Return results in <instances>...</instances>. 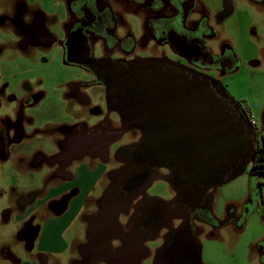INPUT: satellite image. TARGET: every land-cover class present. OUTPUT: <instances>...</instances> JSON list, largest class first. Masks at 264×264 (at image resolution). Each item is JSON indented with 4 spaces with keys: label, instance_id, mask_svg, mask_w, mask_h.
Instances as JSON below:
<instances>
[{
    "label": "flooded vegetation",
    "instance_id": "flooded-vegetation-1",
    "mask_svg": "<svg viewBox=\"0 0 264 264\" xmlns=\"http://www.w3.org/2000/svg\"><path fill=\"white\" fill-rule=\"evenodd\" d=\"M251 1L264 7V0ZM27 8H31L27 0H0V30L11 31V34L18 36L22 41V50L28 45L26 35H30V41L36 46H50L53 32L51 23L47 21L48 15L39 7H34L37 12L27 22ZM37 13L38 17L43 15V18L37 19ZM61 13L58 15L62 20L58 25L62 36L59 44L64 51L65 63L93 74L94 84L104 88L109 113H118L117 107L122 99L115 93L107 92L105 79H100L96 71L90 68V60L93 59L98 63L107 62L117 66L123 70L118 72L119 76L135 68L147 73L176 69L200 77L211 84L220 98L235 106L251 129L241 107L236 106L237 103L221 83L223 76H233L239 69L235 49L224 43L220 53L214 55L206 40L215 37L216 31L211 27L199 0H64ZM129 16L143 18V35L139 39L131 32L132 28L127 22ZM149 42L171 47L177 59L171 60L166 55L142 57L135 54L139 45L142 48ZM97 44L104 49L101 58L94 57ZM89 85L73 83L69 87L75 90ZM80 95L82 104H90L88 97ZM24 98L26 102L28 95ZM125 105L121 106L122 111ZM120 118L121 125L117 129L106 119L93 128L84 122L69 125V135L60 130L52 135L42 134L44 139L51 142L49 147L46 143L35 145L36 140L28 141L21 123L12 127L0 126L1 158L14 160L21 157L22 170L42 176V182L37 187L30 190L18 188L17 192L21 194L16 204L18 209L8 211L7 215H12L16 220L22 217L25 221L43 203H48L49 198L54 199L73 190L77 194L66 210L64 205H58L55 215L59 216L39 222V253L34 255L33 264H62L59 260L48 258L54 252L68 253L66 264H203L201 236L206 234L205 227L215 232L236 218L235 210H229L222 219L218 218L219 209L211 191L219 186L208 191L199 204L193 203V198L181 189L172 169L144 158L146 152L142 139L148 127L144 124L132 125L124 117ZM46 129V126L43 127L41 132L44 133ZM134 130L139 133L138 139L118 150L116 168L105 177L108 186L104 195L96 203L95 209L87 214L85 238L67 243L63 238L65 225L68 218L77 216L71 208L76 205L79 192L83 191L76 185L77 171L83 168V160L90 161L91 155H100V160L108 162L109 154L104 155L106 146L109 145L110 151L117 138ZM32 145L35 148L29 151ZM257 145L256 140V149ZM242 165L251 171L250 159L243 161ZM161 171L167 173V179L174 189V201L169 203L149 196L147 192L150 187L125 209L124 200L141 191L150 174L153 185ZM36 192L40 194L37 200L30 195ZM47 192L51 194L49 198L46 197ZM107 192L109 197L104 201ZM43 241L48 243L45 250H41ZM59 242L66 244L63 251L57 248ZM262 243L260 255L264 257V241Z\"/></svg>",
    "mask_w": 264,
    "mask_h": 264
},
{
    "label": "rangeland",
    "instance_id": "rangeland-1",
    "mask_svg": "<svg viewBox=\"0 0 264 264\" xmlns=\"http://www.w3.org/2000/svg\"><path fill=\"white\" fill-rule=\"evenodd\" d=\"M27 1L31 8H27L25 21L35 16V8L42 9L48 15L47 21L51 23L53 40L50 46H36L30 41V35H26L28 45L22 50V41L18 36L11 34V31L0 30V126L12 127L21 123L28 141L36 140L35 145L46 143L47 147L51 142L43 138L44 134L52 135L60 130L69 135V128L75 126L76 122H84L93 128L107 119L117 129L121 125L120 115L108 112L104 88L94 84L93 74L65 63L64 51L59 44L62 36L58 31L62 21L58 15L59 12L62 14L64 0ZM199 2L211 27L216 31L215 37L206 40L214 55L220 53L224 43L235 49L239 69L233 76H223L221 83L234 102L242 109L252 110L256 115L257 142L261 147L264 135V7L251 0ZM36 18L42 19L43 15L38 17L37 13ZM127 22L132 28L131 32L139 39L143 35V18L129 16ZM103 52V46L97 44L93 51L94 57L101 58ZM135 54L142 57L166 55L171 60L177 59L171 47L152 42L142 45V48L139 45ZM73 83L90 85L71 90L69 86ZM80 94L88 97L90 104H82ZM25 95H28L26 102L23 100ZM45 126L47 129L42 133ZM35 128L38 129L34 132ZM138 137L136 130L125 132L112 144L106 164L109 172L116 168L118 150L132 144ZM33 148L32 145L28 150ZM20 160L21 157L3 160L0 156V264H33L34 255L39 253V222L59 216L55 215L58 205H64L66 210L68 203L70 205L77 195L73 190L52 199L47 192L46 197L50 201L43 203L27 220L23 221L22 217L16 220L12 215H7L8 211L18 209L16 204L21 198L18 188L30 190L42 182V176L22 170ZM76 185L83 189L84 184L80 180ZM107 186L108 179L101 177L91 185L92 196L101 198ZM147 193L169 203L175 199L174 189L165 171L159 172ZM211 193L219 209L218 218L226 217L229 210H235L236 218L215 232L205 227L206 234L201 236L203 264H264V257L260 255V246L264 241V175H256L248 169L228 183L212 189ZM30 195L35 200L40 196L37 192ZM87 222V214L83 212L74 219L68 218L64 240L67 243L75 239L83 240L87 233ZM42 245L41 250L47 249L46 241ZM68 256V253L54 252L48 258L66 264Z\"/></svg>",
    "mask_w": 264,
    "mask_h": 264
},
{
    "label": "water",
    "instance_id": "water-1",
    "mask_svg": "<svg viewBox=\"0 0 264 264\" xmlns=\"http://www.w3.org/2000/svg\"><path fill=\"white\" fill-rule=\"evenodd\" d=\"M90 68L105 79L108 93L121 97L117 107L120 117L132 125L148 127L142 139L144 158L172 169L193 203L199 204L212 188L244 174L243 161L253 162L255 131L208 81L176 69L147 73L132 68L119 76L123 70L96 59L90 60ZM108 154L109 145L104 152ZM152 183L150 174L141 191L124 200L125 209ZM108 197L107 192L104 201Z\"/></svg>",
    "mask_w": 264,
    "mask_h": 264
},
{
    "label": "crops",
    "instance_id": "crops-1",
    "mask_svg": "<svg viewBox=\"0 0 264 264\" xmlns=\"http://www.w3.org/2000/svg\"><path fill=\"white\" fill-rule=\"evenodd\" d=\"M45 45V44H44ZM83 122H76L75 124H81ZM63 124V123H60ZM89 128H92L88 126ZM90 161H84V166L77 171V181L83 182V191L79 193L77 198V203L73 207L72 212L78 215L79 213H91L95 207L96 203L99 201L100 197L92 196L91 185L98 181L101 177L105 178L109 173V170L106 167L108 162L100 160L97 156H91ZM90 163V164H89ZM95 165V167H93ZM99 173V174H97ZM89 185V186H88ZM90 190V192H89ZM80 197V198H79ZM90 203V206L88 205ZM57 248L59 251H63L66 247V244L59 242Z\"/></svg>",
    "mask_w": 264,
    "mask_h": 264
},
{
    "label": "trees",
    "instance_id": "trees-1",
    "mask_svg": "<svg viewBox=\"0 0 264 264\" xmlns=\"http://www.w3.org/2000/svg\"><path fill=\"white\" fill-rule=\"evenodd\" d=\"M242 113L243 115L245 116L246 118V121H247V124L248 126L253 130L255 131L256 133V127H252L249 122H248V116L252 113V110L250 109H242ZM256 135H258L256 133ZM262 146H258L257 145V149H256V154H255V158L252 162V165H251V172H253L254 174L256 175H264V135H262Z\"/></svg>",
    "mask_w": 264,
    "mask_h": 264
},
{
    "label": "built area",
    "instance_id": "built-area-1",
    "mask_svg": "<svg viewBox=\"0 0 264 264\" xmlns=\"http://www.w3.org/2000/svg\"><path fill=\"white\" fill-rule=\"evenodd\" d=\"M248 122L249 124L252 126V127H258V119L256 117V115L254 113H251L249 116H248Z\"/></svg>",
    "mask_w": 264,
    "mask_h": 264
}]
</instances>
